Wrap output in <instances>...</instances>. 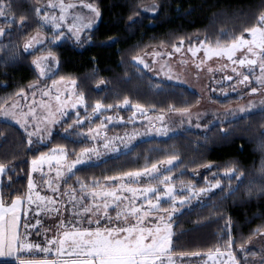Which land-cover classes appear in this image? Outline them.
<instances>
[{"label": "trees", "instance_id": "trees-1", "mask_svg": "<svg viewBox=\"0 0 264 264\" xmlns=\"http://www.w3.org/2000/svg\"><path fill=\"white\" fill-rule=\"evenodd\" d=\"M91 1L100 17L87 33V39L78 45L64 41L54 46L59 75L79 81L87 110L97 103L115 108L125 98L155 111L194 105L197 94L183 87L157 83L132 62L135 54L144 45L191 33L224 44L232 36L243 33L264 13V0ZM7 3L11 4L8 21L11 19L12 27L0 39V107L35 79L31 54L24 51L22 42L39 29L32 0H7ZM150 4L148 12L145 7ZM21 17H26L22 26ZM5 18H0V25L8 24L3 21ZM71 119L72 115L67 122ZM81 145L82 142L53 134L50 145L39 148L30 145L18 127L0 121V162L8 165L9 173L1 181L0 194L4 201L22 191L29 177L31 159L49 147L70 152ZM173 155L180 160L177 167L181 170L180 181L192 178L190 171L202 164L233 165L236 175L243 174L240 181H235L239 187L235 185L233 191L226 187L224 193L218 192L174 218L175 252L209 251L223 244L227 233L235 244H242L264 226V192L261 191L264 110L213 126L206 133L185 132L166 139L140 141L101 163L77 168L71 179L88 182L92 178L137 170L156 163L160 156L162 159ZM192 161L194 165L189 164ZM0 264H19V261L2 259Z\"/></svg>", "mask_w": 264, "mask_h": 264}, {"label": "rangeland", "instance_id": "rangeland-1", "mask_svg": "<svg viewBox=\"0 0 264 264\" xmlns=\"http://www.w3.org/2000/svg\"><path fill=\"white\" fill-rule=\"evenodd\" d=\"M32 1L34 2V8L42 7V11H53L52 9L43 8V5L47 4L48 0H41L40 3H37V0ZM66 2L79 5V0H66ZM89 2L96 7L91 0H89ZM151 7L152 4L145 8L149 12ZM56 12L59 14L58 10H56ZM76 15H80L81 19L73 20V17ZM66 17L63 25L59 29L62 33V37L55 42L52 41L54 32L52 31L51 25L42 24V21L37 17L39 29L29 34V36L22 42V48L24 49V44L38 33L45 38L44 44L37 45L28 52L31 54V64L35 71V79L28 83L24 89L17 92L19 93L23 91L25 93L24 96H17L16 93L1 107L8 111H12L11 105L16 101H19L16 109L17 112L27 113L29 111V106L36 109L39 127L43 129V131L31 137V145H39V148L47 147L50 145L53 134H60L70 140L82 142L83 145L75 149V151L72 150L70 152H67V150L60 147H49L47 151L42 152L33 159L38 158L45 153L53 155L55 154L53 150L58 153L60 149H64L65 160L61 161V163L71 164L81 156V153H83L85 149H95V151H89L87 155L82 157L83 163L76 165L73 172L69 173L71 176L77 168L88 164L93 165L101 163L109 157L117 156L118 154L129 150L140 141L166 139L185 132L206 133L213 126L224 125L249 114L264 110V88H261L260 85L256 83L255 76H252L251 80L246 84H239L238 81L242 79V77L236 76L232 71L233 67H237L236 65L231 64L226 59H219L215 56L206 59L203 49L196 51V55L193 56L192 52L189 51V48L200 49L201 41H206L207 45L215 46L216 44L214 40L212 41L210 38L201 36L200 33L186 34L182 38L170 39L163 43L150 46L144 45V47L132 58V62L140 68L141 72H144V74L157 81V83L183 87L197 94L198 100L194 105L180 109H169L166 111H155L154 109L140 105L143 109V114L134 108L133 105L136 104L131 102L127 106L121 107L120 104L115 108H109L103 105L99 113L93 112L95 106L91 110H87L85 108V101L83 104L79 103V97L83 95L78 88L79 81L75 77L59 75V63L57 55L54 53V46H57L64 41H69L76 45L82 43L87 39V33L99 22L100 16L96 17L94 13L77 6L70 9L68 13H66ZM89 20L91 21V27H83V25L88 23ZM3 21L9 22L8 17ZM74 23L77 28L80 29L78 34L79 38H77L76 29H73L71 32L69 31V27ZM0 27H4L6 32L11 29L7 27V24L0 25ZM245 35L247 34L245 33ZM4 36H0V39L2 40ZM181 41H183L182 44ZM174 46L178 47L179 51H176ZM49 53H51V56L55 59H49L46 61V66L44 68L45 74L41 76V70L33 64V61L41 55H48ZM137 58L142 59L143 63H136ZM209 69H211V71H209ZM239 70L247 72L246 69ZM226 75L231 76L233 79L224 80L223 78ZM73 81H75L74 85L72 83ZM34 85L36 86L35 88H33ZM252 87H256L258 91L256 93H251L250 89ZM42 91H49L50 95L43 96ZM57 95L60 96L59 103L55 99ZM41 105L49 106L51 115L49 113V107H42ZM134 113L135 116H133ZM70 115H72V119L67 122ZM109 117L112 118L111 123L108 122ZM158 117H163V121L159 120ZM77 119L82 120L83 123H74ZM28 120L31 122L32 117L29 116ZM52 120L57 122L52 123ZM0 121L18 127L23 132L27 142L29 141L28 132H34L36 128L35 123H31L29 127L23 128L17 124L14 119L4 115H0ZM164 129H167V131L165 132ZM106 143L108 144L107 148L104 147ZM162 156L157 158L155 164L161 169V177L163 174L172 177L171 183L178 197L176 204L177 211L172 213L171 220L173 232L171 247L173 249L174 218L182 211L193 208L194 206L209 200V198L213 197L218 192L222 191L224 193L226 187L230 189L232 188L230 191H233V187L236 185L235 181L237 180L224 175V172L227 169L234 168L233 165L232 167L231 165L218 166L209 164L210 167H208V164H202V167L197 169L193 168V170L190 171L192 178H184L183 181H180L178 175L181 170L177 169L180 162L179 158L176 156L177 159L171 166H168L166 164L161 165L159 162L165 161L171 156L161 159ZM33 159L29 162V174L32 175L34 182L37 185L34 189L33 198H35V192H39L41 195L52 196L53 193L43 181L52 179L53 183H56L55 160L52 161L53 167L51 169L49 165L45 163L43 166H38L36 172H32ZM189 164L194 165V162L192 161V163ZM145 166L131 171L143 170ZM146 167H151V165ZM63 171L67 170L63 169ZM123 173H116L115 175L105 176L98 179L92 178L88 182L83 180L79 181L84 182L87 185H91L94 182H98L101 185H118L120 183L119 181H110L106 178L121 176ZM28 179L26 183H28ZM141 180L143 183H147L143 178H141ZM217 180L220 181V187H213ZM1 181L2 180L0 179V188ZM68 184L75 186L77 191H79L77 180L74 181L73 179H70ZM60 185L62 190H67L62 181L60 182ZM26 186L27 190L22 196L26 194L28 195V185ZM133 186L135 187L136 185L134 184ZM189 186L192 187L194 192H199L202 188L209 190L200 195H194L193 193L188 192L187 189ZM236 186L239 187V185ZM162 187L163 186H161V190ZM97 191H99V189H97ZM185 196L190 199L184 205H180L179 198H184ZM6 203L10 204V200ZM65 204H67L66 197L64 198V203L57 205L62 211L61 217H56L55 213L51 216L42 214L39 217H35L31 222L35 224L36 219L42 221V225L37 229L41 232V235L33 234L29 237V240L33 239L34 242H43L44 232L48 228H51L52 231L47 232V236L52 237L54 234H58L60 231L57 227L59 219L68 218L71 215L70 206L69 212H64ZM162 204H164L165 207H170L169 201H162ZM109 211L113 216L115 215L114 211L111 209ZM155 215L164 214L157 213ZM103 223L104 221L102 220L101 224ZM80 226L85 228L97 227L96 224L89 225L84 220L81 221ZM71 227L72 226L69 225V228ZM219 230H217V234ZM21 232H23V228H21ZM229 235V233L226 234V241L221 242L223 244L218 247L221 249L227 247ZM231 239L233 240V238ZM241 245L244 246V251H240ZM214 249L209 251H213ZM209 251L202 252V254ZM233 251L242 264H260L261 258L264 257V237L251 236L244 240L242 244L234 243ZM30 254L45 255L44 253L36 252L27 253V255ZM177 254L178 253L174 251L173 258L176 260L177 264H204L207 260V257L202 255L201 257H184L186 260L183 258V261H180V257ZM207 264H213V261H207Z\"/></svg>", "mask_w": 264, "mask_h": 264}, {"label": "snow or ice", "instance_id": "snow-or-ice-1", "mask_svg": "<svg viewBox=\"0 0 264 264\" xmlns=\"http://www.w3.org/2000/svg\"><path fill=\"white\" fill-rule=\"evenodd\" d=\"M40 2L41 0H37V3ZM77 6L94 13L96 17L100 15L98 9L89 0H79V5L67 3L66 0H48L43 8L52 9V12L42 11V7H36L34 12L42 21V24L51 25L54 32L52 41L55 42L62 37L59 29L67 18L66 13ZM10 9L11 4L7 3V0H0V18L9 17ZM25 19L26 17H21V26ZM80 19V15L73 17V20ZM7 27H12L11 19H9ZM83 27H91V21L89 20ZM73 29H76L77 38H79L80 29L77 28L75 23L69 27V31L71 32ZM5 32L6 29L0 27V36H4ZM44 42L45 38L38 33L24 44V51L29 52L37 45L44 44ZM182 43L183 41H181ZM200 45V49L189 48L193 56L196 55V51L203 49L206 59L213 56L226 59L237 66L233 67L232 71L236 76L242 77L238 81L239 84H246L252 76H255L256 83L264 88V13L259 15L252 26L245 28L243 33L232 36L224 44L217 41L215 46H212L207 45L206 41H201ZM174 49L179 51L178 47L174 46ZM49 59H55L51 56V53L41 55L33 61V64L41 70V76L45 74L44 68L46 61ZM136 63H143V60L137 58ZM239 69H246L247 72ZM223 79L232 80L233 78L226 75ZM72 83L74 85L75 81ZM35 87L34 85L33 88ZM257 91L256 87L250 89L251 93ZM24 95L23 91L17 93V96ZM42 95L49 96L50 93L49 91H42ZM55 99L58 103L60 102L59 95ZM83 102L84 97L81 95L79 103L83 104ZM129 103L130 101L125 98L120 106H127ZM18 104L19 101H16L11 105L12 111L0 107V115L14 119L23 128L35 123V131L28 132V143L31 145V137L41 133L43 129L39 127L36 109L29 106L27 113L17 112ZM41 106L49 107L47 105ZM102 107L103 105L97 103L93 112L99 113ZM108 107L111 108L112 106L109 105ZM133 107L143 114L140 105L136 104ZM49 113L51 115L50 107ZM29 116L32 117L31 122L28 120ZM133 116H135V113ZM158 119L163 121V117H158ZM51 122L55 123L57 121L52 120ZM108 122H112L111 117L108 118ZM74 123L79 124L83 121L77 119ZM164 131L166 132L167 129H164ZM104 147L107 148L108 144L106 143ZM89 151H95V149H85L81 156L71 164L61 163L65 160L64 149H60L58 153L53 150L55 153L53 155L45 153L32 160V172H36L38 166H43L45 163L51 169L53 167L52 161L55 160L56 183L54 184L52 179L43 181L53 193L52 196L35 192V198H33L34 189L37 185L31 174H29L26 199L21 196H17L16 199L10 198L9 204L4 201L2 194H0V257L15 258L20 264H177L173 258L174 250L171 247L173 235L172 213L177 211L176 204L178 201L171 183L172 177L167 174H163L161 177V169L154 163L151 167H145L140 171H130L123 173L121 176L106 178L110 181H119L118 185H101L98 182L87 185L77 180L79 184V191H77L75 186L68 184L71 179L69 173L73 172L77 164L83 163L82 157L87 155ZM176 159L177 157L173 155L159 163L171 166ZM63 169L67 171H63ZM262 171H264V168H262ZM8 174V165L0 162V178ZM224 175L239 181L243 174L236 175V169L229 168L224 172ZM141 178L147 183H143ZM61 181L67 190H62ZM161 186H163L162 190ZM213 187H220V181H215ZM187 190L194 195H200L209 189L202 188L199 192H194L192 187L189 186ZM261 191L264 192V186H262ZM249 195H251V191H249ZM65 197L67 198V204H65L64 212H69L70 206L71 215L68 218L59 219L57 225L60 229L59 233L49 237L47 232H51L52 229L48 228L44 232L43 242L30 241L29 237L31 235H41V232L37 229L42 225V221L39 219L35 220V224L31 221L42 214L51 216L55 213L56 217H61V209L57 205L64 203ZM189 199L187 196L179 198V204L184 205ZM162 201H169L170 207H165ZM110 209L115 212L114 216L109 211ZM157 213H163L164 215H155ZM82 220L89 225L96 224L97 227H81ZM102 220L104 221L103 224H101ZM69 225L72 227L69 228ZM21 228H23V232H21ZM251 235L264 237V226ZM233 249L234 241L229 235L225 249L217 247L213 251L203 254L200 251H180L177 255H179L181 261L184 257H201L204 255L207 257L204 264H207V261H213V264H242L234 254ZM240 251H244L243 245H241ZM33 252L44 253L45 255L43 258L31 256L24 258L19 255L20 253ZM52 257H55V259ZM260 264H264V257L261 258Z\"/></svg>", "mask_w": 264, "mask_h": 264}, {"label": "crops", "instance_id": "crops-1", "mask_svg": "<svg viewBox=\"0 0 264 264\" xmlns=\"http://www.w3.org/2000/svg\"><path fill=\"white\" fill-rule=\"evenodd\" d=\"M1 180H2V178H0ZM26 185H28V183H26L24 186H23V188H22V192H17V193H15L14 195H13V197H12V199H16L17 198V196H21V197H23L24 199H26V197H27V194L26 195H24V196H22V194L23 193H25L26 192V190H27V186ZM62 212V211H61ZM49 234V233H48ZM30 241H32V242H34V240L33 239H31ZM21 257H24V258H28L29 256H31V257H34V258H43L44 257V255H32V254H30V255H27V253H20L19 254ZM50 255V254H49ZM53 259H55V257H52ZM2 259H6V260H16L15 258H10V257H0V260H2ZM184 260H186V258H184ZM181 261V260H180ZM19 264H20V262H19Z\"/></svg>", "mask_w": 264, "mask_h": 264}]
</instances>
